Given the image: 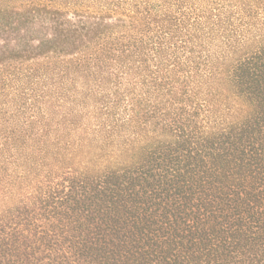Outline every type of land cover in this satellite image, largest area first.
Here are the masks:
<instances>
[{
    "label": "trees",
    "instance_id": "1",
    "mask_svg": "<svg viewBox=\"0 0 264 264\" xmlns=\"http://www.w3.org/2000/svg\"><path fill=\"white\" fill-rule=\"evenodd\" d=\"M0 264H264V0H0Z\"/></svg>",
    "mask_w": 264,
    "mask_h": 264
}]
</instances>
